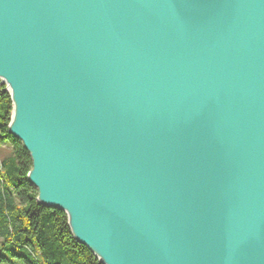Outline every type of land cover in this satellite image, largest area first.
I'll return each instance as SVG.
<instances>
[{
  "label": "water",
  "instance_id": "water-1",
  "mask_svg": "<svg viewBox=\"0 0 264 264\" xmlns=\"http://www.w3.org/2000/svg\"><path fill=\"white\" fill-rule=\"evenodd\" d=\"M10 133L103 264H264V0H0Z\"/></svg>",
  "mask_w": 264,
  "mask_h": 264
},
{
  "label": "trees",
  "instance_id": "trees-1",
  "mask_svg": "<svg viewBox=\"0 0 264 264\" xmlns=\"http://www.w3.org/2000/svg\"><path fill=\"white\" fill-rule=\"evenodd\" d=\"M13 103L0 80V264H103L73 236L62 209L38 202L30 153L9 131Z\"/></svg>",
  "mask_w": 264,
  "mask_h": 264
},
{
  "label": "rangeland",
  "instance_id": "rangeland-1",
  "mask_svg": "<svg viewBox=\"0 0 264 264\" xmlns=\"http://www.w3.org/2000/svg\"><path fill=\"white\" fill-rule=\"evenodd\" d=\"M11 151V148L9 145H4L2 148H0V159H2L3 154L9 155Z\"/></svg>",
  "mask_w": 264,
  "mask_h": 264
}]
</instances>
